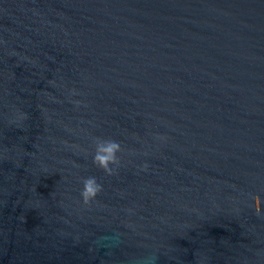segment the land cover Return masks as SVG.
I'll list each match as a JSON object with an SVG mask.
<instances>
[{"label":"water","instance_id":"95a60500","mask_svg":"<svg viewBox=\"0 0 264 264\" xmlns=\"http://www.w3.org/2000/svg\"><path fill=\"white\" fill-rule=\"evenodd\" d=\"M0 264H264V0H0Z\"/></svg>","mask_w":264,"mask_h":264},{"label":"clouds","instance_id":"9594fccd","mask_svg":"<svg viewBox=\"0 0 264 264\" xmlns=\"http://www.w3.org/2000/svg\"><path fill=\"white\" fill-rule=\"evenodd\" d=\"M120 150L119 143L115 141H103L97 144L96 154L93 157V163L103 168L108 175L112 174L110 164H117L118 158L116 153ZM103 186L97 182L95 177H88L84 180V188L81 196L85 203L94 199L102 191Z\"/></svg>","mask_w":264,"mask_h":264}]
</instances>
